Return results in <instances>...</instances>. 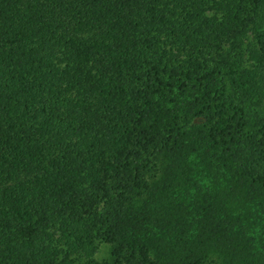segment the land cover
Here are the masks:
<instances>
[{"label": "trees", "instance_id": "16d2710c", "mask_svg": "<svg viewBox=\"0 0 264 264\" xmlns=\"http://www.w3.org/2000/svg\"><path fill=\"white\" fill-rule=\"evenodd\" d=\"M0 264H264V0H0Z\"/></svg>", "mask_w": 264, "mask_h": 264}, {"label": "rangeland", "instance_id": "374dc122", "mask_svg": "<svg viewBox=\"0 0 264 264\" xmlns=\"http://www.w3.org/2000/svg\"><path fill=\"white\" fill-rule=\"evenodd\" d=\"M106 249H107V247L103 245V247H101L100 252L97 254V257H101V256L106 255L107 254Z\"/></svg>", "mask_w": 264, "mask_h": 264}]
</instances>
